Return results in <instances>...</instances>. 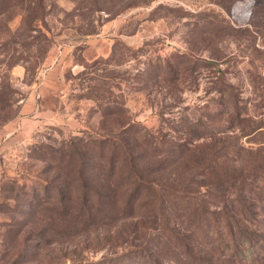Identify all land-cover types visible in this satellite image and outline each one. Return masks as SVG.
I'll return each instance as SVG.
<instances>
[{
	"label": "rangeland",
	"instance_id": "obj_1",
	"mask_svg": "<svg viewBox=\"0 0 264 264\" xmlns=\"http://www.w3.org/2000/svg\"><path fill=\"white\" fill-rule=\"evenodd\" d=\"M32 95L60 110L33 132ZM14 122L0 264H194L165 227H240L241 202L262 238L235 264L264 253V0H0V146Z\"/></svg>",
	"mask_w": 264,
	"mask_h": 264
},
{
	"label": "trees",
	"instance_id": "obj_2",
	"mask_svg": "<svg viewBox=\"0 0 264 264\" xmlns=\"http://www.w3.org/2000/svg\"><path fill=\"white\" fill-rule=\"evenodd\" d=\"M87 150L81 147H74L71 150L70 156L71 158L74 156H81L86 153ZM88 154H92L89 152ZM90 159H95L93 155L90 156ZM205 159V157H204ZM92 160V161H93ZM113 161V160H112ZM70 162V161H69ZM199 163L198 161H196ZM204 164V163H203ZM81 167V166H80ZM79 173V183L83 189V193L86 197V193H88V176L89 171L83 168H80ZM259 176L263 173L257 172ZM257 174V175H258ZM257 175L253 176L257 180ZM70 175H65L63 182V189L61 190L62 195H65L68 190L71 188L72 181L69 179ZM211 177V176H210ZM218 182L220 185H226V190L239 188V193L242 194L243 190L247 188L249 192H255L253 189L249 187V183L247 181V177L241 172L238 173H230L224 172L223 175L215 174L213 177L209 178ZM228 186V187H227ZM228 188V189H227ZM253 190V191H252ZM84 197V198H85ZM240 215L246 221H242V225L240 227H232L229 225L228 227H165L163 235L171 241L174 240L175 246L178 250V255L185 258V260L190 259L194 264H235L236 261L241 262L243 259V250L239 249V245H247V253L253 248L257 243L259 244V239L262 238L261 230L259 227H249V225L254 224V220L257 219V212H251L249 210V206L245 202H241L240 205ZM248 219V220H246ZM214 234L217 237L214 238ZM212 238V240H211ZM199 239L203 244H200ZM230 239L234 244V250L230 252V255L227 259L221 261L220 256L216 255L217 250L221 254V249L225 250L229 249V241ZM264 243V242H263ZM205 245V246H202ZM216 245V246H215ZM264 245L261 247L263 250ZM245 260V259H243ZM249 264H264V253H261L260 256H254L249 260ZM156 264H159L156 262Z\"/></svg>",
	"mask_w": 264,
	"mask_h": 264
},
{
	"label": "crops",
	"instance_id": "obj_3",
	"mask_svg": "<svg viewBox=\"0 0 264 264\" xmlns=\"http://www.w3.org/2000/svg\"><path fill=\"white\" fill-rule=\"evenodd\" d=\"M58 68L60 69V67ZM44 84H47V83L44 82L43 85ZM46 86H49V85H46ZM41 92L42 93L40 94V97L43 95L42 98H45L44 91H41ZM23 109L27 112L26 121L31 122V127H32L31 132L35 130H39L41 128V125L43 124L46 125V123L44 122L45 120H56L59 115V111H60V110H57V108L46 107V104H44L43 102L37 103L36 100H34L33 95L27 99L26 104L24 105ZM12 124H13V127H10V129H7V130L9 131L8 133L10 134L9 136L10 137L13 136L10 139L13 142H8L9 141L8 140L7 142H5V144L3 143L0 146V154L2 155L6 154L7 152L13 151L16 148L15 146L17 145L20 147L21 145H20V142L18 143V141H21L23 139H29L28 137H30V135L26 136L25 130L22 129V125H24L25 122H23L22 125H21V122H14ZM11 143H12V146H11Z\"/></svg>",
	"mask_w": 264,
	"mask_h": 264
}]
</instances>
